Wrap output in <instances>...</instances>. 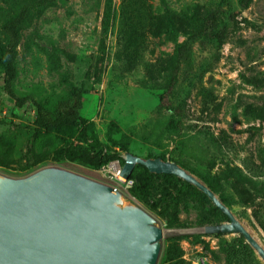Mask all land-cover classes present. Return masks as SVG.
Masks as SVG:
<instances>
[{
  "label": "rangeland",
  "instance_id": "obj_1",
  "mask_svg": "<svg viewBox=\"0 0 264 264\" xmlns=\"http://www.w3.org/2000/svg\"><path fill=\"white\" fill-rule=\"evenodd\" d=\"M167 13L196 17L206 35L192 39L171 30L156 37L152 25ZM20 34L16 94L50 107L79 87L87 120L86 136L81 127L68 136L45 133L33 149L46 161L31 172L58 166L110 186L112 164L124 163L115 160L96 170L57 152L166 157L209 189L214 186L264 248V86L257 84L264 74V0H70L33 11ZM5 44L0 23V45ZM3 76L0 67V157L14 162L0 173L20 177L37 110L32 103L18 107L3 91ZM172 77L168 100L182 112L178 130L171 126L178 119L160 102ZM232 168L244 179L240 192L227 179ZM144 172L135 166L134 186ZM184 182L153 177L146 203L133 197L134 186L122 188L163 229L157 264H264L243 236L204 232L228 221ZM165 188L172 196L155 209Z\"/></svg>",
  "mask_w": 264,
  "mask_h": 264
},
{
  "label": "water",
  "instance_id": "obj_2",
  "mask_svg": "<svg viewBox=\"0 0 264 264\" xmlns=\"http://www.w3.org/2000/svg\"><path fill=\"white\" fill-rule=\"evenodd\" d=\"M121 158L126 180L140 165L195 186L229 219L204 232L243 236L264 261V248L231 210L179 164L129 152ZM163 238L151 213L107 184L58 166L0 173V264H157Z\"/></svg>",
  "mask_w": 264,
  "mask_h": 264
},
{
  "label": "trees",
  "instance_id": "obj_3",
  "mask_svg": "<svg viewBox=\"0 0 264 264\" xmlns=\"http://www.w3.org/2000/svg\"><path fill=\"white\" fill-rule=\"evenodd\" d=\"M68 1L70 0H0V23L2 31L6 37V44L4 46L0 45V67L4 74L3 91L8 97L15 101V104L18 107L22 108L26 104L32 103L37 110V116L32 125L33 134L29 144V157H27V162L20 169V174L22 175L33 171L46 161L45 159L38 158L33 149V145L36 142H39L45 133L58 132L68 136L75 132L79 127L82 128L83 136H86L87 133V120L81 114L83 107V92L81 88L72 86L65 98L55 102L50 107H44L42 104L34 100L32 96L20 97L14 90V81L17 78V49L21 40L20 33L22 28L31 19L33 11L52 6L57 2ZM11 12H13V15H10ZM195 18L196 17L186 18L185 16H175L167 13L166 16L159 18V20L152 25V32L156 37L168 34L171 30L188 34L192 39L204 37L206 32L202 27L196 25ZM217 37L221 36L219 35ZM174 82L175 78L172 77L169 83L170 87L167 92L161 96L160 102L162 107L172 111L178 119L177 121L171 122L172 128L178 130L181 125L180 120L182 119V112L181 110L174 108L168 100L172 94ZM257 84L264 86V74L257 79ZM57 156L60 158L63 157L72 162H79L96 170H100L115 160L124 163L121 155L117 153H108L105 150L81 152L60 150L57 152ZM160 158L164 160L167 159L166 157ZM13 162V158H9L7 155L5 157H0V168L11 169V164ZM142 167L145 170L144 175L137 178L136 185L131 190L133 197L141 202L146 203L149 200V182L153 177H161L168 180L177 179L173 175L152 174L147 168L144 166ZM227 179L230 185L240 192L244 179L240 174L239 169H229L227 172ZM184 183L189 186V183ZM211 190L216 192L214 186H211ZM171 196L172 193L170 190L165 188L160 200L153 207L155 209L158 208L163 203H166ZM223 201L228 205L225 199H223ZM222 215L227 221H229L226 215L223 213ZM175 221L176 216H173L171 222L173 223Z\"/></svg>",
  "mask_w": 264,
  "mask_h": 264
},
{
  "label": "built area",
  "instance_id": "obj_4",
  "mask_svg": "<svg viewBox=\"0 0 264 264\" xmlns=\"http://www.w3.org/2000/svg\"><path fill=\"white\" fill-rule=\"evenodd\" d=\"M113 165H116L113 167ZM108 179L112 182L110 185L115 193H121L122 188L130 189L134 186V181L122 177V168L117 164H112Z\"/></svg>",
  "mask_w": 264,
  "mask_h": 264
},
{
  "label": "bare ground",
  "instance_id": "obj_5",
  "mask_svg": "<svg viewBox=\"0 0 264 264\" xmlns=\"http://www.w3.org/2000/svg\"><path fill=\"white\" fill-rule=\"evenodd\" d=\"M116 165H113V167H115Z\"/></svg>",
  "mask_w": 264,
  "mask_h": 264
}]
</instances>
